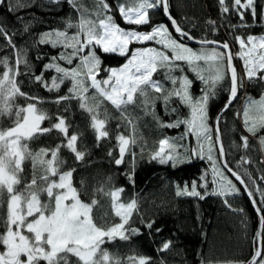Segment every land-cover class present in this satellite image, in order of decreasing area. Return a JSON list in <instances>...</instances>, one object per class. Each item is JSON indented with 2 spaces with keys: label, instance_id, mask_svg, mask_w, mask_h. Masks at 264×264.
<instances>
[{
  "label": "snow or ice",
  "instance_id": "6c2138e0",
  "mask_svg": "<svg viewBox=\"0 0 264 264\" xmlns=\"http://www.w3.org/2000/svg\"><path fill=\"white\" fill-rule=\"evenodd\" d=\"M64 2L80 15L76 22L69 18L63 30L44 32L33 42L32 46L50 45L54 49H63L57 55L48 57L39 74L28 59V49L19 48L13 42L15 35H23L30 26L25 23L22 32L9 34L0 23V38L12 50V59L7 55L0 56V118L11 121V126L0 127V209H3V215H0V264H41L42 261L46 264H71L69 257L75 258V264H165L162 259L155 260L135 252L121 256L105 247L117 240L131 242L134 237L142 235L141 229L132 227L130 223L133 214L140 211L138 199L133 197L127 203H121L123 188L97 189L110 199L120 222L108 226H98L94 222L92 209L96 201L85 203L80 199V192L72 183L75 169L62 171L66 162L59 155L61 148H65L74 155V160L83 163L91 154L79 150L81 137L69 133L71 125L66 115L53 117L37 107L45 101L23 91L22 81L18 80L20 76H25L48 92L58 93L65 82L70 83L68 93L57 96L51 102L60 105L77 101L78 108L89 115L90 129L97 142L110 138L107 124L112 117L103 107L105 101L110 102L120 113L121 122L130 129V134L126 136L120 132L121 125L118 124L115 135L117 154L113 157V151L109 150L107 155L116 166L126 163V155L131 157L132 175H129V180L132 183L136 161L132 147L138 141L130 107L139 108L144 115L151 116L159 128L185 127L180 136L160 139L150 153L151 160L172 167L190 163L195 158L209 162L210 167L198 180L176 186V196L199 199L219 196L225 198L227 204V197L240 193L233 182L235 180L247 190L254 204L257 203L256 193L264 202V187L257 183V178L246 167L255 162L241 155L238 161L230 163L220 129L222 114L239 98L245 80L264 85V35H234L239 51L233 53L227 41L209 39L207 35L193 36L191 29L186 30L172 15L170 0H113L112 4L108 0H93L92 11L78 7L80 0ZM7 3L8 0H0V6ZM55 3L59 4L61 0H55ZM217 4L221 20L205 22L211 32L220 31L221 23L230 34L237 28L249 27L246 15L251 16L253 22L259 19L264 23V3L258 5L257 0H217ZM21 7L20 0H14L8 5V11ZM156 11L167 18L171 30L167 24L153 23L152 14ZM230 14L238 16L241 23L228 24ZM117 15L125 27L116 22ZM183 24H188L186 18ZM144 26L149 30H140ZM70 29L74 30L71 34ZM177 37L195 41L199 47L194 49ZM149 42L159 47H132L148 45ZM97 49L104 54L125 57L126 62L119 67L104 69L106 78L98 79L102 61ZM237 57L243 61L242 75L238 74L233 63ZM38 59L43 61L45 57ZM185 67L194 74V79L184 74ZM53 72L55 74L51 75ZM177 72L181 74L178 76ZM45 73L50 75L46 78ZM158 75L163 78H156ZM194 80L202 84L198 97L191 92ZM225 80L228 82V99L221 113L210 124L209 101L217 95ZM166 83L171 87L167 88ZM90 89L93 90L91 97ZM17 98H23L25 105L17 104ZM174 99L189 110L188 115L165 123L156 112V104L161 102L163 110L171 115L178 111L177 107H172ZM70 111V107L63 109L64 113ZM235 115L241 119L248 135H241L240 143L233 142V147L247 152L251 136L257 141L260 154L264 157V92L258 99L245 94V102ZM45 121L49 122V126H42ZM53 132L63 138L61 144L37 151L29 147L30 141ZM189 136L195 137V147L191 149L184 144ZM26 161L31 163L30 177L24 175ZM259 163L264 164V158ZM258 180L264 183V171ZM107 182H111V177L107 178ZM210 187L211 191H208ZM41 195L47 198V202L41 200ZM257 211L264 212V203ZM139 223L150 235L163 231L154 227V220L146 221L141 217ZM259 229L254 241L258 246L246 264H264V214L259 217ZM171 248L172 241L162 239L160 247L155 250L167 253Z\"/></svg>",
  "mask_w": 264,
  "mask_h": 264
},
{
  "label": "trees",
  "instance_id": "16d2710c",
  "mask_svg": "<svg viewBox=\"0 0 264 264\" xmlns=\"http://www.w3.org/2000/svg\"><path fill=\"white\" fill-rule=\"evenodd\" d=\"M14 0H8L5 6H0V23L8 30L9 34L20 33L24 24L27 23L29 31L23 35H15L13 42L19 48L28 49V59L35 67L36 74H39L41 65L48 62V57L55 56L63 49H54L50 45L32 46L35 40L39 39L40 34L52 31L63 30L65 22L71 18L72 22H76L80 13L73 11L71 6L61 0V3H55V0H20L23 7L15 11H8V5ZM109 4L113 0H108ZM264 3V0H257V4ZM172 15L182 23L187 29H191V34L197 38L207 35L209 39L218 41H227L232 48L233 53L239 50L238 44L233 40L234 35H264V23L259 19L253 22L251 16L246 15L245 19L249 27H240L235 29L231 34L226 30L225 26L220 24V31L211 32L206 26L208 20H221L219 6L217 0H170ZM78 7H83L89 11L93 10V0H80ZM259 11V8H258ZM188 24L184 25V19ZM116 22L125 27L120 16L115 17ZM153 23H164L172 26L167 18L159 11L152 14ZM228 24H240L241 21L235 14H230L227 18ZM196 27L193 28L192 25ZM140 30L148 31L147 26ZM74 30L70 29V34ZM175 36L176 34L173 33ZM182 42L190 44L188 41L177 37ZM154 43L149 42L148 45ZM192 45V44H190ZM139 45H132V47ZM145 46V45H140ZM195 46V45H192ZM100 55L102 65L101 69L107 67H118L126 62L125 57L118 54H104L97 49ZM7 55L12 59V50L7 47L5 41L0 38V56ZM44 56L43 61L38 57ZM235 65L238 74L240 67L238 59L235 58ZM2 70V69H0ZM21 71L24 69L21 66ZM55 73H51L54 75ZM181 73L177 72L176 75ZM190 79H194V74L187 67L184 69ZM49 73H45L46 78ZM162 79V76L156 77ZM22 81L21 88L30 95L39 97L45 101L38 104V108L44 109L49 115L55 117L58 115H66L71 125L69 133L79 134L81 139L78 141V148L81 151L90 153L86 156L85 162L81 163L74 160V155L67 149L61 148L60 157L66 162L62 167V171L75 169L72 176L73 186L80 192V199L85 203L96 201V205L92 209V217L98 226H108L113 223H119V218L115 216V209L111 206L110 199L102 195L97 189L103 188L105 191L114 188H123L120 202L127 203L131 198L138 199L139 213H134L130 221L132 227H139L142 235L134 237L131 242L115 241L105 245L110 252L118 253L121 256L133 254H143L152 257L155 260L162 259L165 264H211L225 262H244L252 259L254 248L258 245L254 243L256 233L259 232V215L255 211L250 199L247 197L243 189L236 183L240 189L238 195L225 198L219 196H205L204 199L197 197H178L175 194L176 186L190 184L193 180H198L203 172L210 167L209 162L199 158L193 159L190 163L172 167L170 164H160L150 159V153L155 149L156 143L164 138L177 137L185 132V127L180 128H159L155 120L151 116L144 115L139 108H129L131 117L136 122L137 144L132 147V151L136 153V161L134 167V183L129 180L131 167V157L125 156V164L116 166L111 163V157L107 155L109 150L113 151V157L117 154V125L124 135L130 134V129L125 128L120 119V113L114 109L110 102H104L103 107L112 119L107 124L110 132V138L97 142L95 134L90 129V119L87 113L82 112L78 108L77 101L71 100L67 103L56 105L51 101L57 96H63L68 93L70 83L65 82L61 86L59 92H48L39 85L31 83L25 76H20ZM166 87L171 85L166 83ZM202 84L194 80L191 92L194 97L201 94ZM228 82L225 80L222 88L217 91V95L209 101V122L213 120L218 111L228 99ZM264 92V85L250 83L245 80L244 88L240 93L235 104L222 116L220 129L222 140L224 143L226 158L231 162L238 161L241 155L250 157L255 163L246 167L257 178V183L264 187V183L258 180L259 175L264 171V164L259 163L262 156L259 151L257 141L249 136L250 147L247 152L238 150L233 147V142L240 143L241 135H248L242 127V123L235 113L240 110L245 102V94L258 98ZM93 95L90 89L89 96ZM16 103L23 106L25 100L17 98ZM64 107H70L69 113H64ZM172 107H177V113L169 115L163 110L161 102L156 104V112L165 122L174 121L177 118L183 119L188 115V109L178 104L177 100H173ZM103 118V117H101ZM11 126V121L6 118H0V127ZM42 126H49V122L45 121ZM63 138L57 132L41 136L29 142V147L33 151L40 148H54L57 144H61ZM185 147L191 149L193 146V136H189L184 142ZM98 145V146H97ZM143 149V152H141ZM31 163L26 161L24 165V175L31 176ZM39 175V172H37ZM111 177V182H107V178ZM58 179V177H57ZM211 173L209 172V180ZM199 183V181H198ZM251 184V181H248ZM203 194V189H200ZM211 191V187L208 189ZM259 193H256V200L259 207L262 203L259 200ZM41 200L47 202V198L41 195ZM231 205V207H228ZM242 209L243 211H239ZM264 214V212H261ZM0 215H3V209H0ZM143 217L147 220H154V227L162 228L163 231L158 235H150L148 230L144 229L139 221ZM162 239H170L172 248L167 253H158L155 249L160 247ZM2 250V248H0ZM71 264H75V258L69 257ZM46 264V262H41Z\"/></svg>",
  "mask_w": 264,
  "mask_h": 264
},
{
  "label": "rangeland",
  "instance_id": "374dc122",
  "mask_svg": "<svg viewBox=\"0 0 264 264\" xmlns=\"http://www.w3.org/2000/svg\"><path fill=\"white\" fill-rule=\"evenodd\" d=\"M188 44V43H187ZM189 46H191V47H193L194 49L195 48H198L199 46H192V45H190V44H188ZM145 46H154V47H159L158 45H155V44H153V45H145ZM135 47H142V46H135ZM239 50L237 49V50H235V52L234 53H236V52H238ZM237 59H238V63H239V67H240V74L242 75L243 74V61L241 60V59H239L238 57H237ZM119 67V66H118ZM108 68V67H107ZM104 69H106V68H104ZM104 69H101V74H100V77H98V79L99 78H101V77H105L106 78V76H105V72H104ZM259 98V97H258ZM257 98V99H258ZM241 108H242V106H241ZM241 108H240V110H241ZM240 121H241V119H240ZM213 122H214V120H213ZM210 123V122H209ZM241 123H242V121H241ZM193 146L192 147H195V137L193 136ZM262 158H264V157H262ZM211 264H240L239 262H236V261H232V262H225V263H211Z\"/></svg>",
  "mask_w": 264,
  "mask_h": 264
},
{
  "label": "water",
  "instance_id": "95a60500",
  "mask_svg": "<svg viewBox=\"0 0 264 264\" xmlns=\"http://www.w3.org/2000/svg\"><path fill=\"white\" fill-rule=\"evenodd\" d=\"M180 38H182V37H180ZM183 39V38H182ZM190 44H192V45H195V46H199L195 41H188ZM233 63L235 64V60L233 61ZM237 100H235L234 102H233V104H232V106L235 104V102H236ZM231 106V107H232ZM224 107V105L222 106V108ZM230 107V108H231ZM221 108V109H222ZM221 109L218 111V113L216 114V116L218 115V114H220L221 113ZM225 113H223L222 114V116L224 115ZM216 116H215V118H216ZM215 118H214V121H215ZM221 135H222V133H221ZM226 152V151H225ZM237 182V181H236ZM238 183V182H237ZM238 185L243 189V191L246 193V195H247V190H245V188L243 187V185H240L239 183H238ZM247 197L250 199V201H251V203H252V205H253V207H254V209H255V211L257 212V214L259 215V217H260V215H261V212H258L257 211V208H259V206H258V204L256 203V204H254L253 202H252V197H249L248 195H247ZM260 230V229H259Z\"/></svg>",
  "mask_w": 264,
  "mask_h": 264
}]
</instances>
